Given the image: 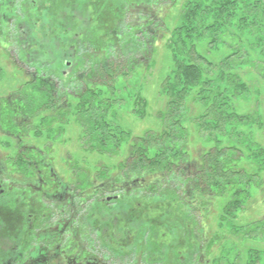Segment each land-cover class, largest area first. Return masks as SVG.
<instances>
[{"label":"rangeland","instance_id":"obj_1","mask_svg":"<svg viewBox=\"0 0 264 264\" xmlns=\"http://www.w3.org/2000/svg\"><path fill=\"white\" fill-rule=\"evenodd\" d=\"M109 1L110 9L109 5L106 9L101 5L109 3L107 0H0V162L4 161L7 166L10 184L15 189L13 196L19 204H28L22 208L28 212L26 219L32 218L28 219L33 230L29 234L30 257L40 258L34 251L40 245L53 246L58 230L68 223L70 232L67 230L66 235L70 233L73 237L69 236L70 241L63 245L78 246L82 256L81 249L89 250L80 262L91 257L95 258L91 262L100 264H187L185 260L190 254H185L182 248L193 233L207 240L202 243L203 256L199 254L196 258L200 264H264V43L252 27V24L257 28L264 25V19L260 23L251 22L246 28L242 25L246 5H255L252 18L259 20V15L264 13V0H242L244 3H238L236 15L232 19L225 17L219 24H216V16L224 0ZM135 1H142L144 7L134 8L131 3ZM23 3L38 10L29 14L23 10ZM122 3L131 7L123 9L118 18L117 9ZM154 5L156 9L162 5L163 11L162 15H157V24L148 28L152 32L146 38L151 52L145 59L138 55L142 64L130 69L125 66L119 68L120 71L109 67L104 81L90 76L86 83L76 82L75 77L71 78V84L62 82L64 86L59 92L65 98L41 107L35 103L31 110L34 116L15 107L16 102L26 100L24 94L32 93L29 92L33 90L31 76L38 74L36 72L48 74L55 68L62 72L73 69L74 66H67V62L77 63L71 57L73 52L89 59L96 50L110 61L112 49L106 44H111L113 37L120 45L129 37H135L137 33L133 31ZM189 9L197 10V22L188 31L193 32L195 27L200 30L192 35L195 52L206 56L214 68L206 75V85L189 93L181 111V124L189 133L188 153L200 167L202 157L215 147L236 146L240 150L236 154L239 158L232 161L223 157L222 160H226L224 176H217L218 171L212 167L213 182L209 194L201 195L197 203L200 220L196 218L195 224L178 222L177 225L164 217V208L158 207L159 203L141 207L142 197H147L136 191L118 190L109 194L117 196L116 201L94 205V201L105 198V194L100 193H104L101 186L122 184L116 178H120L121 164L131 155L134 139L165 129L161 113H166L169 101L162 87L176 69L171 42L177 30L186 27L183 17ZM96 16L106 19L103 27L96 23ZM205 16L208 19L202 22ZM220 35L224 39L219 38ZM240 49L248 52V56L243 51L241 54L245 62L238 61L240 66L232 67L223 79L219 63L234 52L239 53ZM229 74L237 76L245 86L244 97H238L229 85ZM75 87L79 88L75 90ZM221 98L226 99L228 114L247 116V121L252 123L228 126L216 122V110L221 104L225 105ZM86 99L90 104L82 110L80 104ZM10 105L13 107H8ZM118 139L121 141L115 144ZM38 153H42L41 164L54 169L50 175L53 184L49 189H39L32 194L38 184L28 186L35 178L30 172L35 166L29 158ZM22 157L29 166L23 168L21 164H14V159L23 160ZM41 164L36 166L42 167ZM14 181L20 183L19 187H15ZM44 182L42 179L39 186L43 187ZM72 191L76 194L78 215L72 217L68 210L60 219H55L53 216L58 212L49 213V203L59 201ZM21 193H26L31 202L22 200ZM40 198L45 199L44 202ZM184 199L187 200V195ZM236 203L239 208L234 209ZM58 209L65 207L61 204ZM151 227H154L152 239L149 237L153 232ZM1 242L15 245L11 238ZM22 245L17 242L15 246L21 249ZM177 255L184 261H173ZM201 259H206V263ZM62 261L56 257L54 264H62Z\"/></svg>","mask_w":264,"mask_h":264},{"label":"trees","instance_id":"obj_2","mask_svg":"<svg viewBox=\"0 0 264 264\" xmlns=\"http://www.w3.org/2000/svg\"><path fill=\"white\" fill-rule=\"evenodd\" d=\"M107 2L110 4L103 3L101 5L105 9L107 5H109L107 8L110 9L112 3L109 0H107ZM238 3L242 4L244 2H242V0H224L221 7L218 9L216 24H219L220 21H223L226 18L232 19L233 15H236L238 10ZM125 4L127 3L120 4L121 8L117 9V11H120L117 15L118 18H120L124 12L122 10H126V8L131 7V4L134 5V8L144 7L141 5L143 4L142 1H135L131 4H128L130 6H124ZM0 9H2L1 6ZM162 11V5L157 6V9L155 5L152 6L150 10H148L149 14H147L142 20V22L148 21V23L141 22V25L136 27L137 29L133 31L134 33H137L135 34V37L134 35L129 37L123 44L124 46L120 45V43L117 41V38L114 39L113 37L111 39L112 43L106 44L108 49H112L110 61L105 58V54L103 52L97 53L95 50L94 56H90L89 59L80 57V67L90 69L91 76L100 78L101 80L103 79L104 81L109 67L110 69L115 67V69L118 70L119 68L124 69L125 66H127L126 68L130 69L131 66L136 68L138 64H142V62H140L138 59V55L145 59L147 58L148 52L150 51L148 49L150 44L146 38L148 35H151L152 32L149 31L148 28L157 24V15H162ZM196 11V9H189L185 13L183 18L185 19L188 27L186 25L185 28L177 30L176 34L174 35V39L171 42L174 45L173 51L176 58V69L173 71V76L169 77L162 87V90L164 91V94L167 95L169 101L166 108V113H161V118L164 122L163 124L165 125V129L161 132L150 131L145 136L136 140L134 139V145L132 147L133 149L131 148V155L128 157L126 162L121 164V171L119 172L120 178H116V180L120 179L122 184H119L118 182H115L112 185L107 184L108 188L116 191L115 193H117L118 190L121 191L122 189L125 191V193H130L132 191L144 193L146 195L145 197L147 198L144 199L142 197L143 201L142 203H139L141 207L146 206L149 208L150 206H154L155 203H159L160 206L158 207L163 206L164 208L162 209L164 212V217L166 215L167 218L171 219V221L177 225L178 222H184V224H195L196 218L200 220V216L197 214V203L199 202V199L202 198L201 195L204 193L205 196L206 194H209V187H211L213 182L211 177L214 176L211 173L212 167L218 171L217 176H224L226 174L224 161L226 160H222L223 157H228L233 161L239 158L236 154L240 153V150L236 146L221 149L219 147H215L208 153H205V155L202 157V167H200L199 163H197L195 160L192 161L190 154L188 153L187 144L189 133L188 129L184 128L181 124V111L186 106L189 93L192 90H195L197 87L206 85V75L211 74L214 68V65L206 58V56L202 57L201 55H197L195 52V45L193 42L194 36L192 37V35L193 33L199 32L200 30H197L195 27L194 30H191L193 32L188 31V28L192 27V25L197 22ZM255 12V5H246V10L242 19L243 28L249 27L251 22L260 23L259 21L264 19V13L259 15V20L253 19L252 17H254ZM207 19L208 17L205 16L202 22ZM90 21L92 20L90 19ZM96 23L103 27V24L106 23V19L102 20L100 16H96ZM92 27L93 25L91 24L90 28ZM252 27L256 31L255 33L259 34L260 42L263 44L264 25L257 28L255 24H252ZM218 30H221L220 27ZM219 38L224 39L222 35H220ZM240 46H242V43ZM242 51L245 52L246 56H248V52L240 49L239 53L234 52L228 56L227 59H224L219 63L218 67L220 70V76L223 79L232 67L240 66V64L245 62L241 56ZM262 51L264 52V47ZM177 57L179 59H177ZM240 60L242 61L239 64L238 61ZM125 62H127V64H125ZM118 71H120V69ZM118 71L115 72L119 74L120 72ZM227 79L229 85L233 87L235 94L238 97H244L245 86L243 83H240L239 78L235 75L229 74ZM32 88L33 90L29 91L32 92L31 94H24L26 100L16 102L15 105L18 110L20 108L24 109L23 112H28V114H31L32 116L35 115V113H31V110L34 109L35 103H38L40 105L39 107H41L45 105V103L49 105L51 102L57 103L63 99H60L58 95L54 97V95H52L53 93L51 94L52 90L50 85L35 82L33 83ZM221 99L225 105L221 104V106H219L216 110L217 114H214L216 122H223V124L228 126L250 125L252 123L247 121L249 119L247 116L242 118L235 113L231 115L228 114L227 107L229 106L226 104V99ZM88 104H90V101L86 99L80 104L81 109L83 110L85 105ZM8 107H13V105ZM243 119L245 121H243ZM120 141L121 139H118L115 144L119 143ZM18 159L20 158L18 157ZM22 159L24 161L18 160L15 162L16 166H19V164L23 165V168L29 166L25 157H22ZM41 160V153L34 155L31 159L32 163L35 165L37 163L41 164ZM41 166L43 167V164H41ZM147 178H151L149 182H146ZM216 180L219 181L218 179ZM224 184H227V181H224ZM80 185L81 189H83L84 187L82 184ZM106 195L107 194H105V196ZM186 195L187 200L184 199ZM120 199L121 197L119 196L117 201ZM114 201L116 200L114 199ZM96 203H98V206H100L105 205L108 202L105 199H99L94 201V205ZM236 205H238V203L233 205L234 209L239 208V205ZM151 228L153 229V232L151 231L149 237L152 239L154 235V227ZM183 249L184 247L182 250ZM87 253L88 252L85 251L83 255H86ZM177 257V259H175L179 260L181 255H177ZM175 259L173 258V261H175ZM96 262L95 264H100L99 262Z\"/></svg>","mask_w":264,"mask_h":264},{"label":"flooded vegetation","instance_id":"obj_3","mask_svg":"<svg viewBox=\"0 0 264 264\" xmlns=\"http://www.w3.org/2000/svg\"><path fill=\"white\" fill-rule=\"evenodd\" d=\"M43 1H45V0H43ZM13 2H15V0H13ZM10 4H12V3H10ZM24 9L29 14L33 13V10H38L37 8L33 9V7L28 8V6L25 3H23V10ZM51 11H48V12L51 13ZM25 26H26V24H25ZM5 43H6V41H5ZM71 57H74L77 63H76V65H73L72 63L67 62V66H71V67L74 66L73 69H71L69 71L65 70L62 72L59 69L55 68L53 71L50 70L48 74L45 72L42 74L41 71L36 72L39 74V76H38V74H34L33 76H31V78L33 79L32 84L35 82H38V83L50 85V88L52 90L51 94L53 93L52 95H54V97H56V95H58V97L60 99L65 98L59 92L61 86H64L63 85L64 83L71 84L70 81H71V78H73V77L76 78V82H78V80H80V82L82 81V82L86 83L85 80L90 79V76H91V73H90L91 70L90 69L80 67V57L77 55L76 52L75 53L73 52ZM72 70H75V72ZM83 70H86L85 74L82 73ZM59 72H60V74H59ZM61 74H63V79H61ZM62 82H64V83H62ZM78 88L79 87H75V90ZM25 149L28 150L27 148H25ZM14 160H15L14 161V164H15L17 159H14ZM29 161L31 162L30 158H29ZM31 165L35 166L34 169H31V171H30V172H33V174H34V177H35L34 181L35 182L34 181L30 182L28 186H33V184H35V183H36V186H37V184H38V186L36 187L37 190L31 191L30 193L35 194L38 192L39 189L41 191H44L45 190L44 188L49 189L50 188L49 186H51L53 184V183H51L52 178H50V175L54 171V169L51 167L45 168V165H43V167H38L32 162H31ZM48 176H49V178H48ZM37 177H39V179H37ZM45 178L48 179L47 182H44ZM42 179H43L44 183L42 184L43 187L42 186L40 187L39 185L42 182ZM14 182H16L15 187L16 188L19 187L20 183L18 181H14ZM12 187L13 186L10 184V180L8 178L7 166L5 165L4 161H1L0 162V227H2L4 225L3 226L4 230L2 232H0V241H3L4 239H10L11 238L12 240H14L15 245L17 242L18 243L20 242L23 245L21 246V249H20L19 246H15L14 244L3 245V242H1L0 243V264H54V259L56 257L62 258V260H63L62 264H95L93 262V261H95L94 260L95 258H91V257H89V259L93 260L92 262L88 259L80 262V260L83 259V256H85V255L82 256L81 253L78 252V246H76V245H74V246L63 245L64 242L67 243L68 241H70L68 238L69 236L73 237V235L70 233H69V236H67L68 233H66V232H67V230L69 231V229H68L69 224L68 223L64 224L58 230L59 235L53 238V240H54L53 246L48 247V246L40 245L41 247L34 251L35 254L40 256V258L36 257L35 259L34 258L32 259L31 258L32 256L30 257L32 248L29 245V236H30L29 234L33 230H32V228H30L29 223H28V222H31V220L28 221V219H32V218L26 219V214L28 212L26 213L24 208L26 205L28 206V204H25L26 202L19 204V201L16 199V196H13L15 193L14 192L15 189H13ZM101 187H102L101 190L103 189V191H104V193H102L100 191L101 195L107 194V196H105V198H100L101 200L105 199L107 201L108 200L111 201L117 197V196L113 197V196L109 195L111 193H115L116 191L115 190L113 191L111 188H108L107 184H106V186H101ZM23 192H26V191H23ZM53 192H55V191H53ZM56 193H57V191H56ZM39 194L41 195L42 193L39 192ZM25 195H26V193H25ZM25 195L22 194L21 199L24 201H28V202L30 201L31 202V200H29L30 199L29 196H27V195L25 196ZM45 195H47V194H44V196ZM81 196H82V193H80V197ZM95 196H98V193H96ZM52 197H54V199H56L55 195ZM83 197H85V195H83ZM40 199L42 202H44V200H45L43 198H40ZM75 200H76V194L74 191H72V192L68 193L66 197L61 198L59 201L57 199L52 204L49 203V205H50V207L48 208V210L50 211L49 213L56 214L58 212V214L54 215L53 217L55 219H60V217L64 214L68 213V210H69V214L72 217H73V215L75 217L76 215H78L76 213L79 212V208L77 207V204H75ZM47 202H49V201H47ZM59 202H61V204H63V207H65L64 210L58 209V206L61 205V204H59ZM12 204H14V205H12ZM23 205H24V208H22ZM29 217H32V215H29ZM43 217L44 216H42V218ZM6 225H8V226H6ZM54 233L55 232H53L52 234H54ZM204 239H202V237L200 235H196V234L193 235V233H192L190 235V239H188L186 241V243L188 242L187 245H186V243H184L183 247L185 249V254L186 253L190 254V256L185 260L187 264H191V263L200 264L196 258L199 257V254H200V257L203 256V253L201 254V252H202V249H204L205 242L207 241ZM203 242H204V244H202ZM156 245L160 246L159 244H156ZM86 251H89V250L86 249ZM81 252L83 254L85 252L84 249H81ZM179 259L183 260L182 256ZM180 260H179V263H181ZM203 261L204 260L201 259V262H203Z\"/></svg>","mask_w":264,"mask_h":264}]
</instances>
